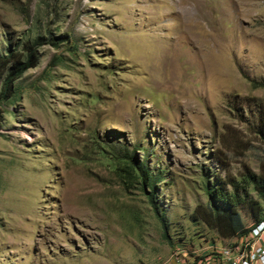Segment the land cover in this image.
Returning a JSON list of instances; mask_svg holds the SVG:
<instances>
[{"label":"rangeland","instance_id":"1","mask_svg":"<svg viewBox=\"0 0 264 264\" xmlns=\"http://www.w3.org/2000/svg\"><path fill=\"white\" fill-rule=\"evenodd\" d=\"M30 46L0 102V264L229 245L196 219L216 176L264 206L245 177L264 175V0H0V53Z\"/></svg>","mask_w":264,"mask_h":264},{"label":"trees","instance_id":"2","mask_svg":"<svg viewBox=\"0 0 264 264\" xmlns=\"http://www.w3.org/2000/svg\"><path fill=\"white\" fill-rule=\"evenodd\" d=\"M40 44H49L56 46L59 44L53 37L40 38ZM36 50L28 47L25 58L15 56L11 52L0 53V102L8 100L14 93V82L31 67L36 65ZM23 59V60H22ZM257 109L250 112L253 119V133L264 146V106L263 104H254ZM254 109V108H253ZM144 172L143 182L145 183L146 174ZM247 183L252 185L258 196L262 198L264 204V175L255 174L247 169L245 175ZM217 183L209 191V200L205 207L196 208V219L202 222L210 229H213L221 238L239 237L249 231L250 227L264 220V206L257 200L252 199L244 188H238L233 178H220L216 176ZM230 185L233 190L227 192V186ZM244 191V192H243ZM247 210V214L252 221L247 226L243 220L242 211Z\"/></svg>","mask_w":264,"mask_h":264},{"label":"built area","instance_id":"3","mask_svg":"<svg viewBox=\"0 0 264 264\" xmlns=\"http://www.w3.org/2000/svg\"><path fill=\"white\" fill-rule=\"evenodd\" d=\"M264 220L250 227L226 246H212L204 250H193L190 255L176 257L177 264H264V244L261 235Z\"/></svg>","mask_w":264,"mask_h":264},{"label":"crops","instance_id":"4","mask_svg":"<svg viewBox=\"0 0 264 264\" xmlns=\"http://www.w3.org/2000/svg\"><path fill=\"white\" fill-rule=\"evenodd\" d=\"M261 242L264 244V232L261 235Z\"/></svg>","mask_w":264,"mask_h":264}]
</instances>
